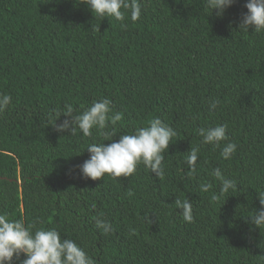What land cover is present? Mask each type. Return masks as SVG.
I'll return each mask as SVG.
<instances>
[{"label": "trees", "instance_id": "16d2710c", "mask_svg": "<svg viewBox=\"0 0 264 264\" xmlns=\"http://www.w3.org/2000/svg\"><path fill=\"white\" fill-rule=\"evenodd\" d=\"M133 2L137 21L128 11L120 21L94 18L82 0H0V94L12 98L0 113V214L57 230L96 264H264V228L250 219L264 189V33L239 32L247 0L223 17L205 0ZM101 99L111 101L104 129L55 131L69 107L78 115ZM155 118L176 133L163 178L142 163L128 178H82L90 144ZM217 125L227 140L204 144L199 130ZM229 142L237 148L225 160ZM217 168L235 190L220 195ZM184 200L191 223L176 203ZM97 217L111 231L97 229Z\"/></svg>", "mask_w": 264, "mask_h": 264}, {"label": "clouds", "instance_id": "9594fccd", "mask_svg": "<svg viewBox=\"0 0 264 264\" xmlns=\"http://www.w3.org/2000/svg\"><path fill=\"white\" fill-rule=\"evenodd\" d=\"M235 0H205L208 10L218 17H223L225 11L230 8ZM94 18L104 20L112 17L117 21L123 20L125 11L130 14L132 21H137L141 16V6L133 0H82ZM247 9L239 21V32L264 33V0H247L244 5ZM11 96L0 94V113H4L10 103ZM111 101L101 99L93 102L91 107L81 114L74 115L69 107L63 115L70 119H65L57 124L55 120L53 127L58 133L70 132L77 129L85 136L92 135L93 128L104 129L111 111ZM216 102L211 105L215 109ZM61 117V116H60ZM121 119V115L116 113L111 117L115 122ZM227 126L217 125L215 127L201 128L199 135L203 138L204 144L220 146L221 142L227 140ZM176 133L174 129L161 119L151 120L147 126L139 128L134 134L121 135L118 139L109 143H93L87 147L89 159L79 167L82 178L93 181L103 179L105 175L115 178H128L135 173L138 164H143L155 173L158 178H163L164 172L162 162L163 153L169 149L170 141ZM107 139L109 134L104 133ZM237 145L229 142L224 144L221 150L223 159L228 160L235 153ZM197 148H191L187 155V164L190 170L195 171L198 160ZM220 181V195L229 193L237 188L233 180L226 179L219 168L211 173ZM210 184H201V190L207 192ZM220 195H213L212 201H218ZM257 198L261 205L258 211L250 217L256 228H264V189L257 191ZM181 209V215L185 222L193 221V206L188 200L177 201ZM97 229L107 233L111 231L112 225L107 221L97 217L94 219ZM32 226H25L21 220H10L6 215L0 214V264H13V260L19 259L21 255L25 257L22 264H96L83 248L71 239L62 238L55 229H39L32 231ZM132 235H136V229H129Z\"/></svg>", "mask_w": 264, "mask_h": 264}]
</instances>
